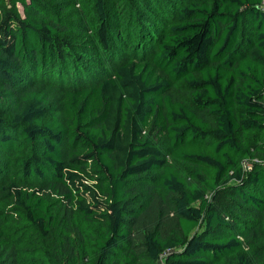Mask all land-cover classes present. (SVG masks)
I'll list each match as a JSON object with an SVG mask.
<instances>
[{"label":"trees","instance_id":"obj_1","mask_svg":"<svg viewBox=\"0 0 264 264\" xmlns=\"http://www.w3.org/2000/svg\"><path fill=\"white\" fill-rule=\"evenodd\" d=\"M263 2L0 0V264H264Z\"/></svg>","mask_w":264,"mask_h":264},{"label":"built area","instance_id":"obj_2","mask_svg":"<svg viewBox=\"0 0 264 264\" xmlns=\"http://www.w3.org/2000/svg\"><path fill=\"white\" fill-rule=\"evenodd\" d=\"M261 8L264 10V2H263V4H262ZM162 259H163V258H162ZM160 264H166L165 260L163 259L162 261H160Z\"/></svg>","mask_w":264,"mask_h":264},{"label":"rangeland","instance_id":"obj_3","mask_svg":"<svg viewBox=\"0 0 264 264\" xmlns=\"http://www.w3.org/2000/svg\"><path fill=\"white\" fill-rule=\"evenodd\" d=\"M259 161H260L259 158H256V159H255V162H259Z\"/></svg>","mask_w":264,"mask_h":264}]
</instances>
